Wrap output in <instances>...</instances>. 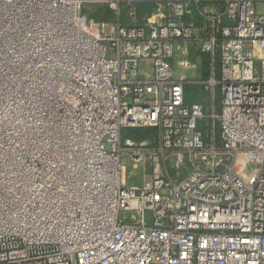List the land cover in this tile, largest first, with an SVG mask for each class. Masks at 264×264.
Returning <instances> with one entry per match:
<instances>
[{"label": "built area", "instance_id": "1", "mask_svg": "<svg viewBox=\"0 0 264 264\" xmlns=\"http://www.w3.org/2000/svg\"><path fill=\"white\" fill-rule=\"evenodd\" d=\"M139 2L0 0V264H264V0Z\"/></svg>", "mask_w": 264, "mask_h": 264}, {"label": "rangeland", "instance_id": "2", "mask_svg": "<svg viewBox=\"0 0 264 264\" xmlns=\"http://www.w3.org/2000/svg\"><path fill=\"white\" fill-rule=\"evenodd\" d=\"M154 5H155L154 0H141V2H139L138 5L134 7V12L136 13L137 17L141 19L145 15L152 13V9ZM132 9L133 8L129 5H124L122 6V9H121L122 22L123 24L127 26L131 25L130 20H129V17H130L129 15ZM84 15L88 19H93L98 22H114L117 20V17H118L117 14L111 11V9L107 6H99L91 10L90 12L86 10L84 11ZM205 25L208 26L206 23ZM189 51L191 52L189 53L188 56H183L181 53L177 54L175 62H174V68H175L177 75H180L181 77L186 76L188 79H191V80L196 79V78L208 79L209 76L212 74V68H213L211 57H209L208 55H205L202 59L201 65H199L197 70H194L192 67L195 64V57L192 53V50H189ZM215 65L217 67L218 63L216 62ZM195 74H196L195 76L196 78L193 77ZM191 86L194 87L193 88L194 93H198L200 91L199 90L200 88L193 86V85ZM216 93H217L216 97L218 101L219 96H220V89H217ZM216 112H218L217 109H216ZM215 131L216 133H218L217 128L215 129ZM130 134L131 132L126 133V135H130ZM133 170L134 169L132 165L128 166L127 172H126L127 183L129 186H134V185L140 186L142 184V180L144 176L143 167H139L136 170V173ZM250 171H252V168H249V172Z\"/></svg>", "mask_w": 264, "mask_h": 264}, {"label": "crops", "instance_id": "3", "mask_svg": "<svg viewBox=\"0 0 264 264\" xmlns=\"http://www.w3.org/2000/svg\"><path fill=\"white\" fill-rule=\"evenodd\" d=\"M195 76H196V74L193 77L196 78ZM193 88L194 87H192L191 85H188L186 87V94H187L188 103H193L196 101H203V103L205 104V111L207 113H211L212 111L216 112V109L218 111L217 113L220 112L221 97L219 96V99L217 101V97H216L217 93L215 94L214 101L210 102L211 95L209 93H207L204 89H199L200 91L198 90L199 91L198 93H194Z\"/></svg>", "mask_w": 264, "mask_h": 264}, {"label": "bare ground", "instance_id": "4", "mask_svg": "<svg viewBox=\"0 0 264 264\" xmlns=\"http://www.w3.org/2000/svg\"><path fill=\"white\" fill-rule=\"evenodd\" d=\"M27 133V132H26ZM27 135L34 137L31 133H27ZM35 138V137H34ZM33 138V139H34ZM36 139V138H35ZM14 141V140H13ZM33 141V140H32ZM30 143V142H29ZM27 144V143H26ZM38 148V147H37ZM37 154H41L42 157L47 158L48 156H55L52 152H50V150L46 147H40V150H38V152H36V150H34V153H31L28 157L33 159L37 156ZM134 171V170H133ZM132 171V172H133Z\"/></svg>", "mask_w": 264, "mask_h": 264}]
</instances>
